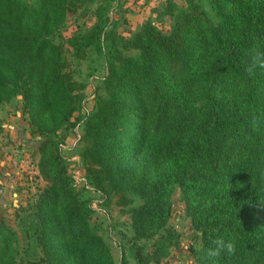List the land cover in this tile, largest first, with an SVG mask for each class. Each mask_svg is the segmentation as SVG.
Returning <instances> with one entry per match:
<instances>
[{"label": "trees", "instance_id": "obj_1", "mask_svg": "<svg viewBox=\"0 0 264 264\" xmlns=\"http://www.w3.org/2000/svg\"><path fill=\"white\" fill-rule=\"evenodd\" d=\"M32 1L0 0V104L21 96L40 139L32 160L43 187L15 216L20 239L1 222L0 264H115L91 226L86 187L130 216L134 264H159L177 241L168 225L175 190L200 234L198 264H264V0H211L218 24L197 0H181L184 9L166 0L169 30L144 21L130 38L112 30L118 0ZM84 3L97 5L96 22L66 44L76 60L90 49L103 56L107 72L104 96L80 118V190L57 137L78 126L70 120L84 86L54 39ZM9 144L0 128V149ZM220 236L235 253L205 257ZM119 264H129L122 248Z\"/></svg>", "mask_w": 264, "mask_h": 264}, {"label": "rangeland", "instance_id": "obj_2", "mask_svg": "<svg viewBox=\"0 0 264 264\" xmlns=\"http://www.w3.org/2000/svg\"><path fill=\"white\" fill-rule=\"evenodd\" d=\"M173 1L179 9L186 8L183 1ZM196 3L214 24L220 22L211 0H197ZM25 4L30 8L35 5L32 0H25ZM111 6L109 17L113 21L112 30L123 38L132 37L144 21L153 23L163 32H167L173 25V20L164 15L166 0H118ZM96 10V4L84 3L75 14L66 17L60 29L62 36L54 39L55 44L62 46L67 71L76 83L84 86L85 101L82 109L70 120L71 124L79 120L78 126L74 129L70 125L64 126L57 137V141L62 143L61 154L66 159L72 184L80 190L84 186V174L78 157L81 148L78 140L83 128L80 118L92 114L97 107V99L104 96L102 83L107 67L104 57L92 49L83 60H76L66 41L75 34H85L92 28L96 22ZM125 55L133 58L136 54L128 52ZM21 100L18 95L8 103L0 104V128L10 140L8 148L0 149V224L8 222L19 239L20 230L15 216L35 200L43 187L32 160V149L40 139L30 136L29 121L20 104ZM82 194L84 199L93 203L95 214L91 226L109 246L114 263L119 264L122 248L128 263L134 264L128 254L133 235L130 216L122 214L121 209L113 203L104 205L99 195L90 187L84 188ZM170 201L171 216L168 225L177 235V241L169 249L167 258L159 264H198L196 253L201 249L200 234L193 229L190 218L186 215L185 203L179 190H175ZM141 204V201L134 199L133 206Z\"/></svg>", "mask_w": 264, "mask_h": 264}, {"label": "clouds", "instance_id": "obj_3", "mask_svg": "<svg viewBox=\"0 0 264 264\" xmlns=\"http://www.w3.org/2000/svg\"><path fill=\"white\" fill-rule=\"evenodd\" d=\"M260 66L264 67V62L260 63ZM212 245L213 246L204 250L205 257L208 258L218 257L221 255V253H226L231 255L234 254L236 250L235 243L231 240H226L222 236L213 239Z\"/></svg>", "mask_w": 264, "mask_h": 264}, {"label": "built area", "instance_id": "obj_4", "mask_svg": "<svg viewBox=\"0 0 264 264\" xmlns=\"http://www.w3.org/2000/svg\"><path fill=\"white\" fill-rule=\"evenodd\" d=\"M37 176L39 177L38 171L36 172Z\"/></svg>", "mask_w": 264, "mask_h": 264}]
</instances>
